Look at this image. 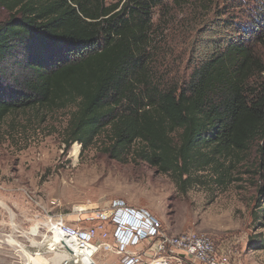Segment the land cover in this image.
Segmentation results:
<instances>
[{"label":"trees","instance_id":"trees-1","mask_svg":"<svg viewBox=\"0 0 264 264\" xmlns=\"http://www.w3.org/2000/svg\"><path fill=\"white\" fill-rule=\"evenodd\" d=\"M174 5L176 17L196 19L220 0H0V125L30 106L74 107L67 147L106 132L112 157L135 148L179 181L216 155L255 147L264 172V15L250 18L262 28L213 41L188 78L169 81L154 63L173 33L154 16L166 22Z\"/></svg>","mask_w":264,"mask_h":264},{"label":"rangeland","instance_id":"rangeland-1","mask_svg":"<svg viewBox=\"0 0 264 264\" xmlns=\"http://www.w3.org/2000/svg\"><path fill=\"white\" fill-rule=\"evenodd\" d=\"M260 1L242 0L239 7L238 0H220L218 11L209 15L197 11L196 19L176 17L174 5L166 22L157 9L158 28L173 34L156 53V71L169 81L188 78L213 41L262 28L250 19L263 22ZM222 11L226 12L219 15ZM261 54L264 57V47ZM8 85H14L12 77ZM73 110L30 106L10 114L0 125V264H67L72 259L56 252L68 253L65 248L51 250L44 245L50 237L49 219L62 214L72 224L82 218L78 222L90 225L88 213L114 200L147 209L168 231L209 233L229 264H264V248L258 247L264 240V172L255 147L216 155L179 181L142 160L135 148L124 160L112 157L106 132L87 148L78 141L67 147ZM94 258L98 264H119L116 255L96 253Z\"/></svg>","mask_w":264,"mask_h":264},{"label":"built area","instance_id":"built-area-1","mask_svg":"<svg viewBox=\"0 0 264 264\" xmlns=\"http://www.w3.org/2000/svg\"><path fill=\"white\" fill-rule=\"evenodd\" d=\"M86 219L92 224L78 222L82 218L72 224L60 214L49 219L48 227L50 237L58 241L56 246L82 264H98L96 253L116 255L119 264H229L227 254L209 233L168 231L147 209L125 201L93 208Z\"/></svg>","mask_w":264,"mask_h":264},{"label":"bare ground","instance_id":"bare-ground-1","mask_svg":"<svg viewBox=\"0 0 264 264\" xmlns=\"http://www.w3.org/2000/svg\"><path fill=\"white\" fill-rule=\"evenodd\" d=\"M76 153V152H75ZM16 225V224H15ZM35 228V227H34ZM33 234H36L37 233V229L35 228L34 230H33V232H32ZM32 234V235H33ZM9 240H11V239H9ZM47 244H45L46 245V248L48 247V249H51V250H54V249H58L59 247L58 246H56V244L58 243V241H57V239L56 238H53V236L52 237H47ZM15 243V242H14ZM18 243V242H17ZM17 243H15V244H17ZM39 244V243H38ZM41 245V244H40ZM39 246V245H38ZM42 246V245H41ZM57 253H59V252H62V251H56ZM64 252V254L66 255V256H64V257H66V259L69 257V258H71L72 259V257H73V255L68 251V253L67 252H65V251H63ZM100 259V258H99ZM68 260V263H70V264H82L81 263V261L79 260L78 262H76L74 259H72V261H69V259H67ZM67 263V264H68Z\"/></svg>","mask_w":264,"mask_h":264},{"label":"crops","instance_id":"crops-1","mask_svg":"<svg viewBox=\"0 0 264 264\" xmlns=\"http://www.w3.org/2000/svg\"><path fill=\"white\" fill-rule=\"evenodd\" d=\"M8 242H11V240L7 239ZM47 244V243H46ZM45 245V244H44ZM60 254H63L64 252H59ZM62 256V255H61ZM66 256V255H65Z\"/></svg>","mask_w":264,"mask_h":264},{"label":"water","instance_id":"water-1","mask_svg":"<svg viewBox=\"0 0 264 264\" xmlns=\"http://www.w3.org/2000/svg\"><path fill=\"white\" fill-rule=\"evenodd\" d=\"M70 250V249H69Z\"/></svg>","mask_w":264,"mask_h":264}]
</instances>
